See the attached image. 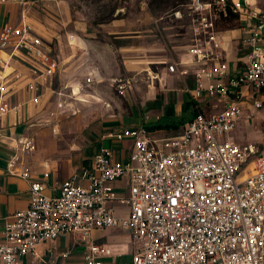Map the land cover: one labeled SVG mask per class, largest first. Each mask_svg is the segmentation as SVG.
<instances>
[{
  "label": "built area",
  "instance_id": "2783aa9c",
  "mask_svg": "<svg viewBox=\"0 0 264 264\" xmlns=\"http://www.w3.org/2000/svg\"><path fill=\"white\" fill-rule=\"evenodd\" d=\"M31 1L0 0V5ZM229 12L236 15L244 47L239 70L219 53L224 45L216 22ZM167 16L187 18L192 44L189 61H165V71L185 75L194 66V85L186 93L196 102L213 99L211 109L199 107L172 135H155L144 125L108 130L105 140H131L129 155L117 159L110 146L100 145L79 175L62 180L53 194L42 182L30 181L26 208L5 219L0 264H23L25 256H37L38 245L42 255L57 256L56 240L69 233L85 243L83 264H102L111 248L93 241L91 233L105 228L131 232V264H264V150L229 137L238 121L253 117L262 104L264 12L247 0H187ZM47 36L28 21L24 8L18 23L0 28V118L9 112L20 117L12 96L23 82L24 101L33 105H45L53 94V110L46 114L56 133L58 110L84 100V88L102 78L88 72L81 81L53 88L60 59ZM74 38L66 35L71 44ZM111 81L117 90L128 84ZM46 88L50 94L42 102ZM17 144L22 152L35 150L32 136ZM16 162L13 154L8 172L28 178L27 166L13 170ZM118 180L123 193L115 190Z\"/></svg>",
  "mask_w": 264,
  "mask_h": 264
},
{
  "label": "crops",
  "instance_id": "0c3cea01",
  "mask_svg": "<svg viewBox=\"0 0 264 264\" xmlns=\"http://www.w3.org/2000/svg\"><path fill=\"white\" fill-rule=\"evenodd\" d=\"M8 6L9 4L0 5V28L4 24L14 25L20 20V11L19 16L17 14L12 16L8 14ZM157 24L158 20H154L153 25L157 27V32H153L150 29L148 32H145L146 30L140 29L142 23L138 20H112L104 24L107 25V28L100 29L99 35L96 36L98 37L97 39H89L87 41L88 44L82 41L84 43L82 53L85 54V58L87 59V63L84 62L83 66L86 70V75L88 72H95L100 74L101 78L110 74L117 76L122 73L123 67L137 68L143 67L146 64H161L159 71H155L157 77H153V79L157 78L159 85H162L163 82L164 84L168 83V90L175 91L173 113L171 115L168 114L166 109L168 102L167 95L164 93L161 109L155 113V120L153 121H148L149 117H146V120L120 119L119 117L103 118L98 129L96 128L91 131L92 139L88 138L91 144L89 154H86L87 147L84 146L83 141L81 148L77 147L75 143L74 147L67 149L61 148L58 145L55 146L54 141H52L48 133L40 129L42 121L38 112L43 105H33L24 101L27 94L23 88V82L17 85L16 92L12 96V104L20 105V117L18 118V115L14 112H9L0 118V240L2 239L1 231L5 219L14 212L26 208L29 182H42L45 185L46 193H55L62 180L78 176L80 171L89 164L93 154L102 145L101 143L108 141L102 138L103 134L108 130L144 125L145 127L151 126L153 128L151 131L155 135H172L170 134L171 132L178 133L182 130L185 123L189 121L187 119L193 113L189 111L182 112V103L184 101L190 100L195 102L201 109L205 110L203 103L206 100L196 102L190 99L186 93V89L192 88L194 85L192 74L194 66H188L189 71L185 75L171 74L165 71L164 58H173L181 61V63L189 61L188 48L192 44V41L191 43H175V39L167 36L164 31L158 30L159 26ZM112 26L114 27L113 29L109 28ZM161 28L164 29V26ZM74 37L72 44L67 42L66 35L65 41L68 45H75L74 47H76V45H80L81 41L77 35H74ZM141 37H145L142 44L136 43V40H139ZM57 40L60 41L59 39ZM107 40H110V42ZM185 40L186 38L183 37L182 41ZM223 45L224 47L219 50L220 58L227 60L231 68L241 69L240 57L238 58L231 44L223 41ZM103 52H105V57L102 54ZM136 52L138 54L144 53V55H139V59H131V54H135ZM75 57L76 55L71 54L69 56V60L71 61L68 62V58L67 60H60V68L53 81L56 83L59 81L58 86L67 80L76 79L74 77L76 76L77 69L68 68L72 65ZM179 66L181 67V64ZM69 76L74 77L70 78ZM83 78L79 79L82 80ZM151 81L152 86H154L156 81ZM49 94L50 91L46 88L43 91L42 102ZM31 115H33V118L29 119ZM165 125L168 127H165ZM99 132L101 133L99 134ZM41 135L49 141L47 148L45 146L42 147L38 143V137ZM29 136L34 138L35 150L28 153L20 151L17 148V140ZM85 137L88 136L86 135ZM229 137L231 136L229 135ZM109 143L117 159L127 157L131 151L130 139H125L122 142L109 140ZM77 148L79 153L78 157L75 158L73 154L76 153L75 149ZM13 154H15L17 160L13 170L18 172L21 170V166H27L29 168L28 178L8 172L6 164ZM91 238L97 243L108 244L111 248V254L102 258V264H131L132 234L129 230L117 228L95 230L91 233ZM78 243L79 241L76 240L73 233L66 234L56 240L57 256L49 257L48 255H42L43 246L38 245L36 247L37 256H25L23 264H83L85 246L81 251H77L75 248L78 246ZM61 251L69 252L66 258L58 256V253Z\"/></svg>",
  "mask_w": 264,
  "mask_h": 264
},
{
  "label": "rangeland",
  "instance_id": "374dc122",
  "mask_svg": "<svg viewBox=\"0 0 264 264\" xmlns=\"http://www.w3.org/2000/svg\"><path fill=\"white\" fill-rule=\"evenodd\" d=\"M187 0H33L24 6L9 3L8 14L19 16V11L24 8L25 15L32 24L47 31L48 43L54 49L60 60H69L71 54L76 55L72 65L68 68H76V80L81 81L86 75L84 62L87 63L83 52L84 43L88 44L89 39H97L100 29L107 28L104 25L112 20L132 19L142 23L140 29L152 30L157 32V27L153 25L154 20H158V30L164 31L167 36L175 39V43H191V31L189 30V21L186 17L183 20H171L167 15L180 4ZM253 7L259 8L264 12V0H247ZM164 26V29L161 28ZM109 28H114L109 27ZM216 29L220 32V37L224 42L231 44L238 58L244 53V47L241 43V34L239 31V22L235 19L223 21L220 18L216 22ZM73 33L79 37L80 45H68L65 41V35ZM178 33V34H177ZM186 38L185 41L182 39ZM59 39L60 41H58ZM145 37L136 40V43L142 44ZM82 41L84 43H82ZM110 42V40H107ZM113 41V40H111ZM61 42V43H60ZM105 57V52L102 53ZM139 55L144 53L131 54V59H139ZM64 57V58H63ZM164 61H176V59L164 58ZM161 67L155 64H146L143 67L126 68L123 67L121 74L114 76H103L99 82H94L83 90L85 99L74 101L63 110H58L57 132L52 133L47 123V111L53 110V94L48 101L40 108L38 114L42 121L41 128L48 133L54 141L55 146L67 149L82 147V141L86 148V154L90 152V140L92 139V130L100 126L105 117H119L120 119L134 120H155V113L161 109V101L164 93L167 95L168 104L174 103L175 91H169V84L164 82L159 85L155 71L158 72ZM68 69V70H69ZM66 71V70H65ZM100 75V74H99ZM107 77V78H106ZM111 78H118L128 82L123 89L117 90ZM72 80V79H71ZM151 80L156 81L153 84ZM69 81V80H67ZM53 87H58L59 81L53 82ZM172 88V87H170ZM259 97L262 101L261 107L250 119L241 118L236 128L229 133L230 138L238 143H252L260 150H264V88L260 90ZM154 98V99H153ZM203 103L205 110L209 111L213 106V99H205ZM72 101V100H70ZM160 102V103H159ZM167 105V104H166ZM249 111L246 106L244 112ZM33 118V115L29 119ZM164 119V118H163ZM34 121V120H31ZM101 132H99L100 134ZM175 132H171L173 134ZM88 137H85V136ZM89 138V139H88ZM38 143L42 147L48 146V139L44 136L38 137ZM102 145L109 146V140L103 141ZM96 145V144H94ZM100 145V143H99ZM73 157H78V148ZM75 155V156H74ZM115 190L119 193L125 192V187L121 185L122 181L115 182ZM85 243H78L77 251H81Z\"/></svg>",
  "mask_w": 264,
  "mask_h": 264
},
{
  "label": "trees",
  "instance_id": "16d2710c",
  "mask_svg": "<svg viewBox=\"0 0 264 264\" xmlns=\"http://www.w3.org/2000/svg\"><path fill=\"white\" fill-rule=\"evenodd\" d=\"M233 19H235V20H237L236 19V15L235 14H233V13H231V12H229V14H227L226 16H221L220 17V20H223V21H230V20H233ZM167 111H168V114H172L173 113V105L170 103V104H168V106H167ZM199 109V106L195 103V102H192V101H184L183 103H182V112H187V111H189V112H193L192 113V115H191V117H189L187 120H190L195 114H196V112H197V110ZM165 127H168V126H166L165 125ZM146 128L148 129V130H151V129H153L151 126L150 127H148V126H146Z\"/></svg>",
  "mask_w": 264,
  "mask_h": 264
}]
</instances>
